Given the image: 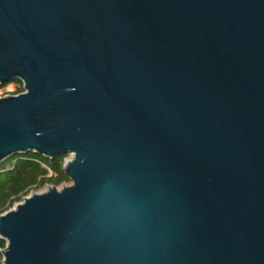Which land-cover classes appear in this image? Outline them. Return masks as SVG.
Masks as SVG:
<instances>
[{
	"label": "water",
	"instance_id": "1",
	"mask_svg": "<svg viewBox=\"0 0 264 264\" xmlns=\"http://www.w3.org/2000/svg\"><path fill=\"white\" fill-rule=\"evenodd\" d=\"M0 163L70 183L0 214L1 264H264V0H0Z\"/></svg>",
	"mask_w": 264,
	"mask_h": 264
},
{
	"label": "trees",
	"instance_id": "2",
	"mask_svg": "<svg viewBox=\"0 0 264 264\" xmlns=\"http://www.w3.org/2000/svg\"><path fill=\"white\" fill-rule=\"evenodd\" d=\"M10 82L18 84L12 93L24 90L19 79ZM5 85V84H4ZM68 154H59L50 159L41 154L29 151L17 154L0 163V214L21 201L32 190L45 184L56 186L69 182L62 165ZM6 246V240L0 237V250ZM2 254L0 252V263Z\"/></svg>",
	"mask_w": 264,
	"mask_h": 264
},
{
	"label": "rangeland",
	"instance_id": "3",
	"mask_svg": "<svg viewBox=\"0 0 264 264\" xmlns=\"http://www.w3.org/2000/svg\"><path fill=\"white\" fill-rule=\"evenodd\" d=\"M18 86V84L17 83H15V82H8V83H6L5 85H2V86H0V95L1 94H3L7 89L8 90H11V92L14 90V89H16V87ZM71 157V154H68L65 158H70ZM71 181H69V182H66V183H64V184H68V183H70ZM48 185H50V184H45L43 187H41V188H39V189H36V190H32V191H41V190H43L44 188H46ZM59 186H61V185H59ZM2 260V259H1ZM1 264V263H0Z\"/></svg>",
	"mask_w": 264,
	"mask_h": 264
},
{
	"label": "built area",
	"instance_id": "4",
	"mask_svg": "<svg viewBox=\"0 0 264 264\" xmlns=\"http://www.w3.org/2000/svg\"><path fill=\"white\" fill-rule=\"evenodd\" d=\"M6 94H14V93H12L11 90H8V89H7V90H6L3 94H1V95H6ZM15 94H16V93H15Z\"/></svg>",
	"mask_w": 264,
	"mask_h": 264
},
{
	"label": "bare ground",
	"instance_id": "5",
	"mask_svg": "<svg viewBox=\"0 0 264 264\" xmlns=\"http://www.w3.org/2000/svg\"><path fill=\"white\" fill-rule=\"evenodd\" d=\"M46 188H47V187H46ZM46 188H44V189H46ZM44 189H43V190H44ZM41 191H42V190H41Z\"/></svg>",
	"mask_w": 264,
	"mask_h": 264
}]
</instances>
